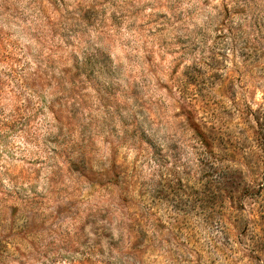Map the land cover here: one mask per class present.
Wrapping results in <instances>:
<instances>
[{
  "label": "rangeland",
  "instance_id": "rangeland-1",
  "mask_svg": "<svg viewBox=\"0 0 264 264\" xmlns=\"http://www.w3.org/2000/svg\"><path fill=\"white\" fill-rule=\"evenodd\" d=\"M0 264H264V0H0Z\"/></svg>",
  "mask_w": 264,
  "mask_h": 264
}]
</instances>
